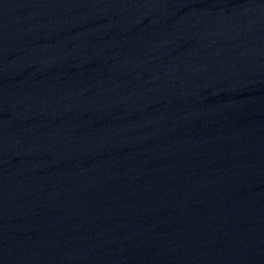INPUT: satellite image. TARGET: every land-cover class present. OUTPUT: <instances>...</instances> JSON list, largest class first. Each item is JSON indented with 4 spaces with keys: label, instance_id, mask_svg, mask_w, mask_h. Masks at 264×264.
<instances>
[{
    "label": "water",
    "instance_id": "water-1",
    "mask_svg": "<svg viewBox=\"0 0 264 264\" xmlns=\"http://www.w3.org/2000/svg\"><path fill=\"white\" fill-rule=\"evenodd\" d=\"M0 264H264V0H0Z\"/></svg>",
    "mask_w": 264,
    "mask_h": 264
}]
</instances>
